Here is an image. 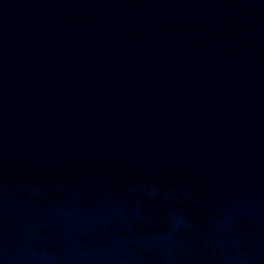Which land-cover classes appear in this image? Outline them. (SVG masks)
<instances>
[{
	"label": "water",
	"instance_id": "water-1",
	"mask_svg": "<svg viewBox=\"0 0 264 264\" xmlns=\"http://www.w3.org/2000/svg\"><path fill=\"white\" fill-rule=\"evenodd\" d=\"M0 264H264V0H0Z\"/></svg>",
	"mask_w": 264,
	"mask_h": 264
}]
</instances>
